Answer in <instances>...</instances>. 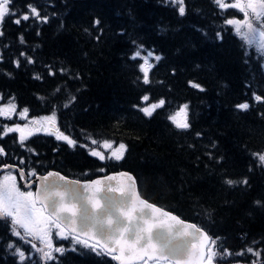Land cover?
I'll use <instances>...</instances> for the list:
<instances>
[{"label":"trees","instance_id":"16d2710c","mask_svg":"<svg viewBox=\"0 0 264 264\" xmlns=\"http://www.w3.org/2000/svg\"><path fill=\"white\" fill-rule=\"evenodd\" d=\"M28 5L47 22L15 23ZM184 5L181 16L169 0H12L19 15L0 25V95L14 98L29 117L55 111L57 127L75 145L8 135L0 138L3 160L81 179L130 171L144 198L219 238L216 247L230 255L215 264H264V165L254 155L264 154V55L225 24L240 16L236 9L221 10L214 0ZM138 50L153 53L147 84L143 58L133 59ZM144 96L165 104L146 116ZM242 103L249 108L238 109ZM185 104L190 127L180 130L168 116ZM101 139L124 142L123 158L92 156L89 142ZM29 241L11 234L10 219L0 220V264H21L16 247L25 252L23 264H116L56 238L54 246L67 250L45 261L32 248L42 247L39 241Z\"/></svg>","mask_w":264,"mask_h":264},{"label":"snow or ice","instance_id":"6c2138e0","mask_svg":"<svg viewBox=\"0 0 264 264\" xmlns=\"http://www.w3.org/2000/svg\"><path fill=\"white\" fill-rule=\"evenodd\" d=\"M169 2L179 5L178 11L181 16L185 14L184 0H169ZM11 3L12 0H0V23L7 16L19 15L10 10ZM214 3L221 10L234 8L243 13V19H226L225 24L234 27L235 34L246 46L254 47L257 52L264 55V0H234L232 3L214 0ZM28 8L29 12L16 19L15 23L19 24L21 20L26 21L30 17L47 22L48 17L41 18L35 6L28 5ZM2 34L0 32V35ZM217 35L222 39L219 33ZM21 55L25 54L21 53ZM140 56L141 52L138 50L133 59ZM150 57H153L152 52H148L147 56L143 57L144 62L139 65L146 84L149 83V72L153 67V64L149 62ZM154 59L159 61L161 57L155 56ZM28 63H33V60L28 58ZM189 83L193 87L200 88L199 84L191 81ZM201 90L203 91L202 88ZM142 99L147 101L149 97L144 96ZM255 99L260 101L261 97L256 96ZM74 100L73 96L64 106L68 107ZM164 104L165 100L160 99L156 103L141 108L140 111L151 117L154 111L163 107ZM237 108L246 110L249 105L242 103L237 105ZM15 111L16 104L12 98L7 105L0 107V116L9 117ZM28 111L27 108L23 109L19 113L20 117L26 118ZM168 120L177 129H188L190 127L188 105L179 106L177 111L168 116ZM41 131L55 134L57 140L66 141L70 146L75 145V141L64 135L57 127L55 111L48 116L33 118L23 127L19 124L13 127L5 126L3 134L18 132L20 142L23 143L27 136ZM92 143L97 142L93 140ZM103 147L112 148V144L105 140ZM125 151L126 145L121 143L118 148L111 151L110 158L121 160ZM3 154V149H0V155ZM91 155L101 160L105 159V155L100 151L93 150ZM254 155H258L259 162L264 165V154ZM3 168L6 174L0 177V220H11L13 236L21 240L31 237L29 243L39 241L42 247L38 248L35 243H32V248L42 253L41 258L45 261L55 260L54 253L62 254L67 250L54 246L53 236L63 240L71 238L72 250H76V245H81L98 255L111 256L119 264H137V262L138 264H180L181 259L188 254L189 246L199 250L197 264H214V260L230 255L227 249H224L222 254L216 247L219 238L213 239L196 225L184 224L169 212L140 199L135 187L136 182L127 173H121V176L129 182L127 189L123 187L116 189L111 185L102 189V182L95 180L84 184L82 190L78 192L71 187L78 182L67 181L59 173L49 172L45 176L37 177L35 171H29L26 175L23 170H20V179L25 182L24 187L28 189L22 191L18 186L17 177L13 175V169L8 165H4ZM34 177L39 180V184L35 191H32ZM108 179L114 178L108 177ZM57 181H64L65 186L61 187ZM225 182L229 185L236 183L231 179ZM243 183L247 184V180ZM117 190L121 193L120 200L107 198V192ZM102 192L105 193L104 198L107 200L104 205L97 200V196ZM127 200L132 201L131 206L128 205ZM77 204H80L79 209ZM88 204L91 205V209L87 207ZM169 221L179 227H174ZM161 227L164 228L163 231L159 230ZM194 241L199 243H193ZM13 247L12 243L8 244L9 249ZM247 251L252 253L253 249L249 247ZM14 254L18 255L19 261L23 264L26 260L25 252L20 247H16ZM239 255H243V252ZM255 255L259 256L260 253L257 252Z\"/></svg>","mask_w":264,"mask_h":264},{"label":"water","instance_id":"95a60500","mask_svg":"<svg viewBox=\"0 0 264 264\" xmlns=\"http://www.w3.org/2000/svg\"><path fill=\"white\" fill-rule=\"evenodd\" d=\"M8 166H10L13 169H16V170L20 171V169L17 167V165H8ZM49 172L59 173V175L62 176V177H64L65 180H67V181L78 182V184H74V185L71 186L72 188L77 189L78 192L82 190V186L84 184H89V183H91L92 181H95V180H100L102 182V184H101V188L102 189L105 188L108 185H111L112 188H116V189H119L120 187H123V188L127 189L129 182L127 181V179L125 177L121 176V173H127L128 175H130V176H132L134 178V180L136 182V184H135L136 191H137V194L139 195L140 199L147 201V203L152 204V205H154V206L162 209L163 211L169 212L171 215L177 217V219L179 221H182L184 224H194V225H196L195 223H193L191 221H188V220H184L181 217H179L178 215H176L175 213H173V212H171V211H169V210H167V209H165V208H163V207H161V206H159V205H157V204H155L153 202H150V201L146 200L144 197H142L141 194L139 193V189H138V184H137L136 178L129 171H126V170H118V171H112V172H109L107 174L99 175V176H96V177H93V178H89V179H78V178L69 177V176H67V175H65L62 172L57 171V170H49V171H47L45 173L37 174V177L38 176H45ZM108 177H113L114 179L109 180ZM33 181H34L33 184L35 185V188H36V186L39 184V180L34 177L33 178ZM57 183L61 187H64L65 186L64 181H57ZM104 196H105V193L104 192H102L100 195L97 196V200H99V202L101 203V205H104V204L107 203V200L104 198ZM107 198L108 199H111V200H120L121 199V193H120L119 190H117L115 192L109 191V192H107ZM126 202L128 203L129 206L132 205V201L131 200H127ZM87 207L89 209H91V205L90 204H88ZM77 208L78 209L80 208V204H77ZM169 223H173V226L174 227H179V225H176L174 222L169 221ZM197 227L200 228L199 226H197ZM200 229H202L204 232H206L203 228H200ZM159 230L160 231H163L164 228L161 227ZM193 243H197L198 244L199 241H194ZM198 259H199V250L196 249V248H192L191 246H189L188 254H186L181 259L180 264H197ZM115 262L117 264H119L118 261L115 260Z\"/></svg>","mask_w":264,"mask_h":264},{"label":"rangeland","instance_id":"374dc122","mask_svg":"<svg viewBox=\"0 0 264 264\" xmlns=\"http://www.w3.org/2000/svg\"><path fill=\"white\" fill-rule=\"evenodd\" d=\"M225 2H227V3H232V2H234V0H225ZM236 10L239 11L238 9H236ZM239 14H240L239 17H233V18H235V19H243V13L239 12ZM233 18H230V19H233ZM232 28H233V30H234V27H233V26H232ZM234 32H235V31H234ZM148 52H149V51H148ZM148 52H146V53H141V57L143 58L144 56H147ZM150 58H151V57H150ZM150 58H149V59H150ZM10 101H11V99H7V100H6V98H3V101L0 100V107H2V106H4V105H7ZM144 102H145V101H144ZM156 102H158V101H155V102H152V103H156ZM14 103H15V102H14ZM152 103H147V102H145L143 107H147L148 105H150V104H152ZM15 104H16V103H15ZM177 110H178V109H177ZM177 110H176V111H177ZM21 111H23V109H22V108H19V107L16 105V111H15V112H12L11 115H10L9 117L0 116V118H1L2 121L11 120V121H7V122H5L4 125L2 126V128H1L0 130H1V131L3 130V132H4V128H5V126H7V127H13V126H15L16 124H19V125H21V127H23L25 124H28L29 121L32 120V118H40V117H44V116H45V115H44V116L42 115V116L29 117V114H27V117H26V118H21L20 115H19V113H20ZM13 121H17V122H19V123H14ZM30 127H32V126L30 125ZM41 132H42V131H41ZM13 133H15L14 135L18 138V141H20V134H19L18 132H12L11 134H13ZM38 133H40V132H36V133H34L33 135L38 134ZM33 135H31V136H33ZM52 135H54V136L56 137L55 134H52ZM64 135H65V134H64ZM31 136H27L26 139L30 138ZM67 136H68V135H67ZM70 138H71V137H70ZM26 139H25V140H26ZM105 140H107V139L95 140V141L97 142L96 144H93V143H92L93 140L90 141V142H89V145H88V147H89V152L91 153L93 150H96V151H100V152H102L106 157H110L111 151H112L113 149H115V148H118V147H119V144H121V143H119V142H114V141H112V140H107V141H110V142H111V144H112V148H104V147H103V142H104ZM123 144H124V143H123ZM113 159H114V158H113ZM4 174H6V171H1V172H0V177H2ZM13 175H15V174L13 173ZM21 190H22V191H25V190H28V189H27V188H26V189L21 188ZM55 238H56V239H59V238L53 236V240H54ZM69 239L71 240V238H69Z\"/></svg>","mask_w":264,"mask_h":264},{"label":"flooded vegetation","instance_id":"af4514ba","mask_svg":"<svg viewBox=\"0 0 264 264\" xmlns=\"http://www.w3.org/2000/svg\"><path fill=\"white\" fill-rule=\"evenodd\" d=\"M0 161H1V159H0ZM1 163V162H0ZM2 164H0V170H2ZM23 168V167H22ZM21 168V169H22ZM24 172H25V174L27 175V173L29 172V170L28 169H26V168H23L22 169ZM15 176L17 177V183H18V186H20L21 188H23V189H26L25 187H24V181L23 180H21L20 179V176H19V172H15ZM31 190L33 191L34 190V184H33V187L31 188Z\"/></svg>","mask_w":264,"mask_h":264}]
</instances>
